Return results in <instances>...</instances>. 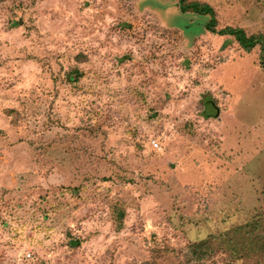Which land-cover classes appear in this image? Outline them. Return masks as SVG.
<instances>
[{
	"label": "rangeland",
	"instance_id": "rangeland-1",
	"mask_svg": "<svg viewBox=\"0 0 264 264\" xmlns=\"http://www.w3.org/2000/svg\"><path fill=\"white\" fill-rule=\"evenodd\" d=\"M188 1L264 35V0ZM209 19L0 0V264H264L261 45Z\"/></svg>",
	"mask_w": 264,
	"mask_h": 264
},
{
	"label": "trees",
	"instance_id": "trees-1",
	"mask_svg": "<svg viewBox=\"0 0 264 264\" xmlns=\"http://www.w3.org/2000/svg\"><path fill=\"white\" fill-rule=\"evenodd\" d=\"M179 8L181 11H191L198 15H207L210 17L209 21L204 25V28L212 33L218 35H230L233 36L240 47L246 51H251L255 45H261L260 65L264 69V35H252L247 36L245 31L240 28L226 27L224 29L217 30V20L215 17L214 9L207 3L189 2L188 0H178ZM122 215V213H120ZM207 242L204 240L201 242L193 243L189 246L188 255L194 257L200 262L208 253Z\"/></svg>",
	"mask_w": 264,
	"mask_h": 264
},
{
	"label": "built area",
	"instance_id": "built-area-1",
	"mask_svg": "<svg viewBox=\"0 0 264 264\" xmlns=\"http://www.w3.org/2000/svg\"><path fill=\"white\" fill-rule=\"evenodd\" d=\"M152 144H153L154 146H157V143H156L155 141H152Z\"/></svg>",
	"mask_w": 264,
	"mask_h": 264
}]
</instances>
